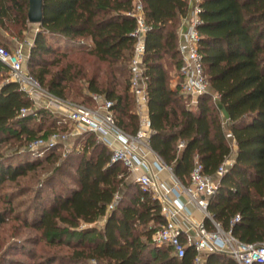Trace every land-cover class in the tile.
I'll return each instance as SVG.
<instances>
[{"label": "trees", "instance_id": "obj_1", "mask_svg": "<svg viewBox=\"0 0 264 264\" xmlns=\"http://www.w3.org/2000/svg\"><path fill=\"white\" fill-rule=\"evenodd\" d=\"M136 2L141 3L148 25L142 74L150 148L178 180L188 183L195 161L203 164L205 174L214 175L222 161L232 155L226 136L230 131L236 145L233 165L220 177L207 210L238 241L262 242L264 0L198 2L199 52L217 100L210 93L195 98L186 95L179 81L171 85L182 63L179 33L189 0H43V17L28 50L29 72L61 100L79 98L77 103L87 106L88 102L95 104L92 94L111 100L118 126L135 134L139 117L129 87V61L135 42L132 10ZM27 9L28 0H0V29L18 26L10 34L21 39L31 24ZM64 43L66 47L78 46L79 54L72 56L61 50ZM4 68L8 69L0 61V71ZM81 80L84 87L77 84ZM23 108L31 111L22 115ZM51 116L46 108H35L18 82L0 78V148L10 139L11 145L17 144L16 152L37 138L47 140L60 130L56 117L42 128ZM36 120L38 128L32 124ZM62 145L55 144L36 158L24 153L26 157L15 163L1 159L0 187L31 171H41L62 154L56 152ZM111 153L94 132L81 133L65 154L76 159L72 186L57 190L30 217H20L12 199H6L0 209V224L10 215L24 227L38 231L32 241L58 249L40 255L38 260L27 250L33 259L30 264H195L192 245L179 257L168 245L153 241L155 228L164 222L161 204L151 191L142 190L129 179L122 162L111 161ZM54 170L60 171L59 166ZM115 196L117 202L107 211ZM236 215L239 219L232 222ZM100 220L102 224H98ZM203 221L208 229H214L210 218ZM25 248L22 244L21 249ZM202 257L203 264H237L223 250L202 253ZM9 264L27 263L11 260Z\"/></svg>", "mask_w": 264, "mask_h": 264}, {"label": "built area", "instance_id": "obj_2", "mask_svg": "<svg viewBox=\"0 0 264 264\" xmlns=\"http://www.w3.org/2000/svg\"><path fill=\"white\" fill-rule=\"evenodd\" d=\"M198 2L199 0H194L191 16L185 18L187 29L182 33L183 40L180 41L182 63L178 71L179 86L186 95L196 97L210 93L213 100H217V93L209 89L210 85L199 52ZM132 13L136 17V26L133 30L135 42L129 61V87L133 93L135 110L139 117V127L135 134H130L118 126L111 109L113 102L102 95L92 94L95 104L87 106L80 103L63 102L43 89L40 82L27 69L28 54L22 42L17 43L12 49L0 45V61L8 68V79L18 82L20 88L25 90L33 101L36 94L43 93L48 98L46 107H55L60 111L63 114V123L72 126L73 133L94 132L96 137L111 149V161L122 162L133 176V181L142 190L151 191L152 196L156 197L161 204V214L164 218V222L159 224L152 234V239L157 245H168L179 257L185 254L188 245H192L196 251L195 264H203L202 253L216 250L229 252L237 264H264V240L258 244L238 241L230 232L224 231L210 217L207 210L209 199L216 192L220 177L233 165V157L225 158L214 175L205 174L203 164L195 161L190 171L189 182L183 183L174 176L161 157L150 148L148 143L151 133L150 119L146 85L142 74L148 25L140 2L135 3ZM31 43L29 42V47ZM30 111V109L23 108L21 114L24 115ZM57 122L61 120L58 119ZM109 134L119 142V146H113L112 140L108 138ZM69 135L66 132L56 131L50 134L47 140L37 138L30 141L28 146L33 151L39 146L49 148L59 141L65 142ZM226 136L230 141L233 140L230 131L226 132ZM144 149L154 153L153 160L149 161L146 158ZM162 171L170 173L172 180L170 184L158 179L157 174ZM182 194L187 197L189 203L197 206L204 217L211 219L214 229H208L202 220L196 223L192 234L182 230L177 216L181 212L189 213L187 205L180 200ZM117 199L118 196H115L113 202L108 205L107 211L114 207ZM238 219L239 216L236 215L232 222ZM183 235H185L184 238Z\"/></svg>", "mask_w": 264, "mask_h": 264}, {"label": "rangeland", "instance_id": "obj_3", "mask_svg": "<svg viewBox=\"0 0 264 264\" xmlns=\"http://www.w3.org/2000/svg\"><path fill=\"white\" fill-rule=\"evenodd\" d=\"M16 28H18V26H13L9 30L0 29V38H3L0 45H4L9 49L14 48V39H12V37H16L10 33L15 32ZM36 28L37 24H29L26 33L23 34V37L21 39L16 38L18 42L24 43V50L27 54L31 36L34 34ZM63 49L67 50L72 56H76L80 52L78 46L66 47L65 43L61 47V50ZM8 77V69L4 68L0 71L1 79H7ZM77 84L78 86H85L83 80L79 81ZM47 100L48 98L43 93H39L34 96L35 108L43 107L52 113L50 119L42 123V128L44 129L51 122V120L56 117L61 120V122H55V125L60 128V130L57 131L61 133L66 132L70 135L65 142L59 141L55 143L63 144L61 147L56 149V152L61 151L62 154L59 155L55 161L50 162L49 165H44L45 167L41 171H31L28 175L19 177L16 181H6L0 187V209L1 206L5 204L6 199L11 198L14 205V211L18 213L20 217L26 215L29 217L32 216V214L37 212L45 202L49 201L53 197L57 190L59 191L62 190V188L72 186L71 176L74 174V167L72 164L76 162V159L75 156L68 158L65 154L66 149L71 148L74 145V142L80 134L73 133L72 126L63 123V114L56 110L55 107H46ZM64 101L67 103H77L80 99L69 97L68 100H63V102ZM88 104V106H94L91 102H88ZM32 124L37 128L40 126L38 120L34 121ZM84 137L82 138L84 139ZM11 141L12 139L3 143L0 148V160L3 159L7 163H15L18 160H23L24 157H26L24 153H28L31 158L40 157L43 156L47 150L44 146H39L35 151H33L30 150L27 145L26 147H21L20 151H18L20 153L19 154L14 151L17 144L11 145ZM55 166H59L60 171H55ZM46 167L47 169H45ZM48 184H51V186H48ZM7 217L8 220L0 224V264H9L11 260H22L27 264L32 263V256L25 253L27 250L30 251L29 254H34V256H36L35 259L37 260L40 255H48L50 253L57 252V248L49 247L43 241H38L37 243L32 241L38 237V231L31 227H24L21 225L20 221L10 218V215H7ZM102 223L103 220H100L98 224ZM22 244L26 246L24 251L21 249ZM59 250L66 249L60 248ZM63 252L64 251H61L60 253Z\"/></svg>", "mask_w": 264, "mask_h": 264}, {"label": "crops", "instance_id": "obj_4", "mask_svg": "<svg viewBox=\"0 0 264 264\" xmlns=\"http://www.w3.org/2000/svg\"><path fill=\"white\" fill-rule=\"evenodd\" d=\"M189 3H190L189 6H191V4L194 3V0H189ZM186 26H187V23L184 20L182 23V27L180 29V33H179L180 39L179 40H181L182 33L185 32V30H186L185 28H187ZM34 35H35V32L31 36L30 42H32ZM12 39H14L13 46H15L17 43H19L16 38L12 37ZM178 81H179V72L172 79L171 85L175 86V84ZM108 138L110 140H112L113 146H119L120 145L119 142L114 139L113 135L109 134ZM230 142H231V146H232V155L231 156L233 157L235 150H236V145H235V142L233 140H231ZM143 151L146 155V158L149 161L153 160L154 153L152 151L145 150V149ZM157 177H158V179L163 180L169 184L172 182V180L170 178V173L168 171H162V172L158 173ZM129 179L133 181V176L130 175ZM180 200L187 205V207L189 209V213H185V212L179 213L177 216V221H178L180 227L182 228V230L184 232L192 234L194 232V228H195L196 223L199 221H202L205 217H204L203 213L197 208V206L195 204L189 203L187 201V197L184 194L181 195ZM182 237L184 238L185 235H183Z\"/></svg>", "mask_w": 264, "mask_h": 264}, {"label": "water", "instance_id": "obj_5", "mask_svg": "<svg viewBox=\"0 0 264 264\" xmlns=\"http://www.w3.org/2000/svg\"><path fill=\"white\" fill-rule=\"evenodd\" d=\"M193 7H194V3H192L191 6H189L187 18L191 16ZM42 17H43V0H28L27 21L31 24H39L42 20ZM182 40L183 38L181 37L180 41ZM209 89L210 91H214L212 87H209ZM223 115L226 118L224 112Z\"/></svg>", "mask_w": 264, "mask_h": 264}]
</instances>
